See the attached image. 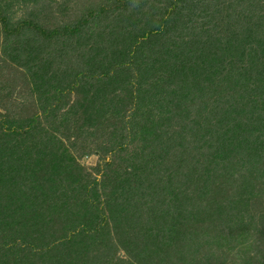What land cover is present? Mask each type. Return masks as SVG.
Listing matches in <instances>:
<instances>
[{
	"label": "trees",
	"instance_id": "trees-1",
	"mask_svg": "<svg viewBox=\"0 0 264 264\" xmlns=\"http://www.w3.org/2000/svg\"><path fill=\"white\" fill-rule=\"evenodd\" d=\"M167 1L170 7L168 14L172 15L173 20L182 16L184 9L196 13L199 9L214 10L220 7L218 6L220 3L216 4L212 0H206L207 6H203L202 0ZM175 12L177 13L173 18ZM231 15L220 13V16ZM232 16H235L238 24L241 20L239 12H234ZM251 18V15L245 17L249 19L250 27L244 25L243 33L237 31L238 27L233 28L234 30L226 27L221 31L206 28L202 30L200 37L180 43L169 36L178 29L173 25V20L162 17L158 21L163 24L159 27L162 32L155 31L157 39L154 41L156 43L160 41L161 47H157L156 43L152 44V50L150 47L149 52L153 54L148 57L150 59L148 66L145 67L146 63L142 61L140 71L147 73L149 69L156 67L158 71L179 72L183 84L181 90L185 91V86L193 85L196 90L190 91V95L194 97L197 93L202 94L207 91V88L202 86L200 88L198 82V76L206 70L205 66L214 69L208 75L213 78L226 71L227 60L232 59L234 55L245 53L247 62L243 67L246 72L256 71L260 75L257 76L256 81L262 84L264 83V31L258 36L255 28L260 26L252 23ZM208 23L203 22L201 26ZM151 27L153 26L146 29ZM146 29L144 28L145 32L142 30L139 34L119 30V34L115 37L121 43L122 49L112 51L113 58L123 57L119 54L121 51L126 54L139 51L136 47L140 46V42L148 44L150 31ZM225 34L230 37L229 41H226L229 46L221 49L225 44L222 41ZM163 35H168V39L164 40ZM103 49L101 46L98 48L101 52ZM216 49L220 50V54L215 53ZM29 50L39 53L38 47L29 46ZM32 52L29 55L32 56ZM86 59L91 60L94 57H86ZM202 63L204 66H199ZM88 64L86 62L83 66ZM48 67L49 64L46 63L41 72L35 68L34 84L32 83L34 87L41 89L46 84L52 89L56 82L54 93L59 97L81 80L84 100L88 106L83 115L91 122L92 128L96 126L98 129L101 125H96V118L112 107L116 111L117 108L114 106L122 99L121 88L115 84L121 85L129 77L125 74L124 77L117 75L120 77L118 78L115 76V69H111L112 66L107 67V64L95 65L90 70L85 69L83 73L73 67L61 70L57 68L49 76ZM99 69L104 70L98 71ZM234 69L231 65L230 72L233 71L235 75L234 81L243 88L246 83L245 74L242 71L238 73ZM72 74L74 77H71ZM114 76L115 78L112 79ZM176 95L177 92L173 93L170 100H167L169 109L177 100ZM227 97L216 95L202 102V109H208L210 114L215 115L213 124L216 128H219L223 122L220 117L235 109L229 104L230 98ZM129 100L126 103H133L138 113L133 117L140 119L133 120L128 126L136 129L130 136V143L146 142L149 144L150 152L143 144V146L134 144V153L129 154L130 159H122L124 165L121 161L124 173H121L115 165V171L107 174L109 185L107 188L102 187L100 191L95 187L86 189L83 183L74 186L73 182L76 180L82 182L84 177L73 178V166L69 165L72 158L67 153V149L61 148L57 153L48 139H38L35 144L23 146L19 144L18 139L12 140L4 131L3 137L13 142H6L5 139L1 141L0 138V237L2 236L5 245H11L5 249L6 254H0V264H24L21 261L24 254H27L28 247L43 249L39 258L45 260L47 264L62 262L75 264L76 259L82 258H86L88 262L91 259V252L103 253L105 250L108 256L106 259L103 258L102 264H125L123 257L117 256L118 247L115 243H119L124 249L125 244L128 250H137L136 244L142 247L141 251L146 252L143 256L137 253L136 260L127 264H134L138 257L145 261L147 259L149 264H194L196 261L193 260L194 254L199 260H205V263L210 264L212 260L217 261L221 255L231 252H235L239 258V264H251V257L245 255L248 251L246 245L249 249L250 243L253 242H249L247 228H251V231L256 230V234L259 231L256 222H253L254 217L249 216V221L244 223L243 213L239 215L236 209V207L245 208L243 202L250 201L248 189H251V185L238 186L235 201L228 205L227 202L224 203L225 200L228 201V196L223 189L228 180L227 178L223 181L218 180L219 176H227L225 169L229 170L230 165L219 164L216 160L222 162L226 159L233 141L227 137V140L220 142V149L211 152L213 126L199 125L196 135L200 131L201 133L196 137V141L202 144L195 143L194 156L190 157L192 160L195 158V163H189L188 159H185L184 163L174 161L171 159L172 156L163 157V150L154 156L155 149L159 150L154 146L156 144L164 141L168 144V150L184 146L185 141L180 136L174 135V138L169 137L168 140L161 139L157 126L150 119L153 107L143 109L147 107L146 105H155L161 108L162 115L165 113L166 117H169L167 113L171 110L162 109L159 101L154 104L153 99L144 93L137 96L129 93ZM225 109L227 112H224ZM3 118L9 116L5 115ZM2 120L6 122L5 119ZM10 127L14 136L17 130L14 126ZM180 127L184 133L194 132L191 126H186L185 123ZM196 154H199L197 155L199 159L196 158ZM199 160L200 166L197 162ZM213 165L218 166V169ZM118 167L120 168V163ZM242 183L245 184L246 181L243 180ZM39 190L42 192L37 195ZM53 191L59 194L58 197H52ZM73 192H77L78 196L70 197ZM89 196L102 206L92 205ZM101 196L102 201H99ZM232 197L230 196L231 199ZM38 198L47 202L46 207L40 202L36 203ZM74 198L77 200L76 203H69L70 200L75 201ZM233 210L236 214L230 215V211ZM223 217L231 221V225L224 229L220 227V222L225 220ZM27 222L33 229L26 227ZM112 238L116 242H112L110 240ZM54 241L56 246H51ZM31 243L35 246H30ZM62 246L71 247L72 250H66ZM70 252L72 255L64 261L65 256ZM202 252L203 256L199 257V253ZM186 255H190L191 258L185 257Z\"/></svg>",
	"mask_w": 264,
	"mask_h": 264
},
{
	"label": "rangeland",
	"instance_id": "rangeland-1",
	"mask_svg": "<svg viewBox=\"0 0 264 264\" xmlns=\"http://www.w3.org/2000/svg\"><path fill=\"white\" fill-rule=\"evenodd\" d=\"M212 2L220 3L218 5L220 7L214 10L199 9L196 13L184 9L182 16L173 20L172 15L168 14L170 7L167 0H0V138L1 141L5 139L3 137L5 131L12 140L18 139L19 144L23 146L35 144L38 139H48L57 153L61 151V148L67 149V153L72 158L69 165L73 166V178L84 177L82 182L80 180L73 182L74 186L83 183L86 189L95 187L100 191L102 187L107 188L109 185L107 174L115 171V165L121 173H124L122 159H130L129 154L134 153V144H139L138 146L143 144L150 152L149 144L146 142L130 143V136L136 129L128 126L133 120L140 119L133 117L138 115L134 104L126 103L129 100V93L136 96L142 93L149 95L154 104L159 101L162 109L171 110L167 113L169 117H166L165 113L161 114V108L158 106L143 107V109L153 107L150 119L157 126L162 140L174 138V135L180 136L185 141L184 146L168 150L166 142L156 144L154 146L159 150L155 149L154 156L163 150V157L172 156L171 159L174 161L184 162L188 159L189 163H195V158L192 160L190 157L194 156L195 143H201L196 141L201 131L197 135L196 131L199 125L212 124L211 152L220 149V142L227 140V137L233 141L226 159L222 162L216 160L219 164L229 163L230 165L229 170L225 169L227 176L218 177L220 181L226 178L228 180L223 187L228 196V201L225 200L224 203L227 202L230 205L232 201H235L238 186L251 185V189H248L250 201L243 202L245 208L236 207V209L239 215L243 213L244 223L249 221V216L254 217L253 222H256L257 231H259L256 234V230L251 231V228H247L249 242H253L250 243L249 249L246 245L248 251L245 255L251 257V264H264V83L259 84L256 81L257 76L260 75L253 70L246 72L243 67L247 62L245 53L234 55L232 59L227 60L226 71H222L213 78L208 75L214 69L205 66L206 70L198 76V82L200 88L201 86L207 88V91L202 94L197 93L193 97L190 95V91L196 90L193 85L189 84L185 86V91L181 90L183 84H181L179 72L158 71L156 67L149 69L147 73L140 71L143 62L146 63L145 67L148 66L150 61L148 57L153 54L149 52V48L151 47L152 50V44L156 43L154 42L157 39L155 31L162 32L159 27L163 24L158 22L162 17L173 20V25H176L178 29L169 36L180 43L200 37L202 30L206 28L221 31L226 27L230 30L238 27L237 31L243 33L244 25L250 27L249 19H245L248 15L252 16L250 19L252 23L260 26L255 28L257 35L260 36L259 34L264 31V0H212ZM202 3L203 6H207L206 0H202ZM234 12H239L241 20L238 24L235 16H232ZM176 13L173 14V18ZM220 13L232 15L220 16ZM203 22L209 23L201 26ZM149 26L153 27L146 29ZM144 28L150 31L149 45L147 42H140V46L136 47L139 51L128 54L121 51L119 54L123 57L113 58L112 51L122 49L121 43L115 37L119 34V30L139 34L142 30L144 31ZM163 37L164 40L168 39V35ZM229 38V35L225 34L222 40L225 44L221 49L229 46L226 44ZM156 44L157 47H161L160 41ZM29 46L38 47L39 53L29 50ZM100 46L104 48L103 52L98 50ZM219 51L216 49L215 53L220 54ZM31 52L32 56L29 55ZM86 57H94V59L88 60ZM86 62L89 64L83 66ZM46 63L49 64L50 70L48 76L57 68L61 70L73 67L76 71L83 73L85 69L90 70L93 66L100 64L112 66L111 69H115V76L124 77L128 74L129 77L123 84H115L121 88L120 96H122L120 102L118 101L114 106L117 108L116 111L112 107L96 118V125H101L100 129L96 126L92 128L91 122L83 115L88 106L84 100L81 80L59 97L54 93L57 87L56 82L52 89H49L46 84L41 89L34 87L35 68L41 72ZM231 65L234 66V71L238 73L242 71L245 74L246 83L243 88L235 83V75L233 71L230 72ZM199 66H204V63ZM100 70L104 69L98 71ZM71 77H74L73 74ZM176 92L177 100L169 109L167 100H170L172 94ZM216 95L224 98L228 96L229 104L235 107L234 111L220 117L223 122L219 128L213 124L215 115L210 114L208 109H202V102ZM183 96L187 97V101ZM5 115L12 119L3 118ZM80 119L83 121H79ZM184 123L186 126H191L194 132H182L180 126ZM10 126H14L17 130L14 136L11 134L13 130ZM5 141L13 142L6 139ZM197 155L199 154H196V158L199 159ZM197 162L200 166V160ZM213 167L218 169V166L213 165ZM243 180L246 181L245 184L242 183ZM41 192V190L37 191V195ZM51 195L56 198L59 194L53 191ZM75 196H78L77 192L70 194V197ZM230 196H233L232 199ZM89 198L92 205H99L90 196ZM101 198L102 196L99 201H102ZM74 200H70L69 203H76L77 200L75 198ZM37 202L45 207L47 205V202L40 198ZM229 214L234 215L236 211H230ZM220 224V227L224 229L231 225V221L225 219ZM26 227L33 229L29 222ZM1 237L0 254L3 255L6 254L5 249L11 244L5 245ZM110 240L116 242L114 238ZM34 244L31 243L30 246H35ZM52 244L51 246H56L55 241ZM115 246L118 247L117 256L123 257L125 264L135 261L137 253L142 256L146 254L145 251H141L142 247L136 244L137 250L131 249L132 251L128 250L125 244L123 245L125 249L120 247L119 243H115ZM62 247L72 250L71 247ZM41 250L43 249L28 247L27 254H24L21 262L47 264L45 260L39 258ZM106 251L91 252L89 263L86 258H82L76 259L75 264H102L103 258L106 259L108 256ZM72 252L65 256L64 261H67ZM200 255L203 256V252L199 253V257ZM194 256L193 260H196L194 264H209L205 263V260H199L197 255L194 254ZM185 257L191 258L190 255ZM216 262L217 264L240 263L235 252L221 255L219 260H212L210 264ZM149 263L147 259L145 261L139 257L137 262H134V264Z\"/></svg>",
	"mask_w": 264,
	"mask_h": 264
}]
</instances>
